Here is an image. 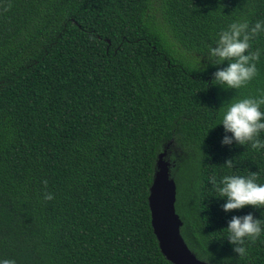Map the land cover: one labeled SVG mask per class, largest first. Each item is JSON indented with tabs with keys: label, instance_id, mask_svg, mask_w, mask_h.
<instances>
[{
	"label": "trees",
	"instance_id": "16d2710c",
	"mask_svg": "<svg viewBox=\"0 0 264 264\" xmlns=\"http://www.w3.org/2000/svg\"><path fill=\"white\" fill-rule=\"evenodd\" d=\"M244 18L264 20V0H0V256L173 264L149 207L166 150L190 249L210 264H264V232L240 257L223 228L249 211L264 221V208L223 211L209 179L264 182V150L222 145L219 123L233 99L264 95V33L251 42L257 73L238 89L212 80L226 61L199 64Z\"/></svg>",
	"mask_w": 264,
	"mask_h": 264
},
{
	"label": "clouds",
	"instance_id": "9594fccd",
	"mask_svg": "<svg viewBox=\"0 0 264 264\" xmlns=\"http://www.w3.org/2000/svg\"><path fill=\"white\" fill-rule=\"evenodd\" d=\"M264 33V20L249 23L247 18L234 20L221 28L214 37V43L207 46L204 59L207 63L201 65L204 70L208 64L218 65L226 61L223 67H217L212 73L214 84L224 88L238 89L251 80L257 73L256 61L262 55V50L251 49L252 40ZM264 95L257 97L243 96L233 99L223 108L219 123L224 135L220 139L222 145H248L256 151L264 150ZM229 169L233 167L231 158L223 162ZM210 182L216 187L223 203V211L240 209L246 205L254 208H264V182H257L255 174H224L219 180L210 177ZM42 183L47 184L46 180ZM44 200H51L53 194L45 191ZM227 241L237 256H247L245 241H255L264 232V221L255 217L251 211L242 215H232L223 227ZM0 264H16L15 259L0 256Z\"/></svg>",
	"mask_w": 264,
	"mask_h": 264
},
{
	"label": "water",
	"instance_id": "95a60500",
	"mask_svg": "<svg viewBox=\"0 0 264 264\" xmlns=\"http://www.w3.org/2000/svg\"><path fill=\"white\" fill-rule=\"evenodd\" d=\"M167 151L158 156L156 171L149 193L152 226L166 258L173 264H210L197 257L184 239V222L177 212V184L171 176Z\"/></svg>",
	"mask_w": 264,
	"mask_h": 264
}]
</instances>
